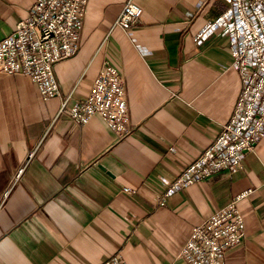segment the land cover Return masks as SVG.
Segmentation results:
<instances>
[{"label": "crops", "instance_id": "obj_1", "mask_svg": "<svg viewBox=\"0 0 264 264\" xmlns=\"http://www.w3.org/2000/svg\"><path fill=\"white\" fill-rule=\"evenodd\" d=\"M126 1H88L80 51L54 74L72 106L105 65L115 67L130 134L118 135L98 116L77 127L58 117L61 98L44 101L27 77L0 74V264H103L114 256L125 264H183L194 227L249 189L239 202L246 236L226 264H264V138L239 173H219L157 202L235 107L241 81L228 38L216 30L197 40L229 2L134 0L144 14L127 34L115 27ZM34 3L0 0V41Z\"/></svg>", "mask_w": 264, "mask_h": 264}, {"label": "built area", "instance_id": "obj_2", "mask_svg": "<svg viewBox=\"0 0 264 264\" xmlns=\"http://www.w3.org/2000/svg\"><path fill=\"white\" fill-rule=\"evenodd\" d=\"M88 1L35 0L29 17L0 41V74L27 77L44 101L61 98L58 117H67L73 125L84 127L98 116L124 137L131 133L132 127L124 81L115 67L105 65L84 101L72 106H69L70 97L63 96L55 78L54 67L80 51ZM227 1V10L206 25L197 40L206 39L216 30L222 31L228 38L241 90L229 121L218 130L208 147L175 179L166 182L163 194L157 197L159 206H164L172 195L219 173H239L246 155L253 153L264 138V0ZM143 14L134 0H127L115 27L131 34ZM23 172L20 169L15 180ZM123 191L136 192L129 188ZM252 192V189L243 192L195 226L178 260L183 264H226L228 252L245 239L239 202ZM9 193L10 189L4 193L3 200ZM103 264L125 263L114 256Z\"/></svg>", "mask_w": 264, "mask_h": 264}]
</instances>
